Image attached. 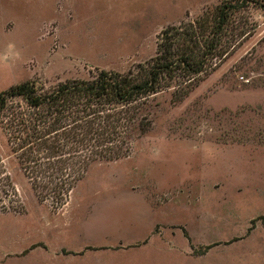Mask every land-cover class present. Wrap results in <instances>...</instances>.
<instances>
[{
	"label": "rangeland",
	"instance_id": "374dc122",
	"mask_svg": "<svg viewBox=\"0 0 264 264\" xmlns=\"http://www.w3.org/2000/svg\"><path fill=\"white\" fill-rule=\"evenodd\" d=\"M225 1L0 0V93L137 72L167 27ZM222 50L191 82L130 106L129 155L93 163L64 205L25 174L12 112L31 108L9 99L0 203L14 210L0 212V264H264V6L243 4Z\"/></svg>",
	"mask_w": 264,
	"mask_h": 264
},
{
	"label": "trees",
	"instance_id": "16d2710c",
	"mask_svg": "<svg viewBox=\"0 0 264 264\" xmlns=\"http://www.w3.org/2000/svg\"><path fill=\"white\" fill-rule=\"evenodd\" d=\"M248 1L252 0H227L187 28L167 27L156 57L139 65L137 72L100 70L92 79L69 80L51 91H44L36 81H27L1 92L0 111L8 109V100L16 97H23L30 105L28 118L12 112L18 121L11 126L16 152L21 151L25 174L39 195L64 205L93 163L127 157L131 148L126 134L134 122L130 106L170 88L177 76L191 82L206 71L213 57H222L227 29ZM253 1L264 6V0ZM12 188L13 197H17ZM9 210L14 209L0 203V212Z\"/></svg>",
	"mask_w": 264,
	"mask_h": 264
}]
</instances>
